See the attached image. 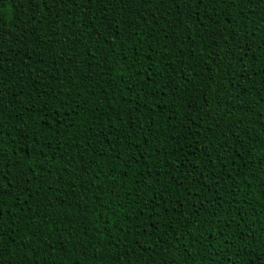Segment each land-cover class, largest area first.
I'll return each instance as SVG.
<instances>
[{"label": "trees", "instance_id": "trees-1", "mask_svg": "<svg viewBox=\"0 0 264 264\" xmlns=\"http://www.w3.org/2000/svg\"><path fill=\"white\" fill-rule=\"evenodd\" d=\"M0 264H264V0H0Z\"/></svg>", "mask_w": 264, "mask_h": 264}]
</instances>
